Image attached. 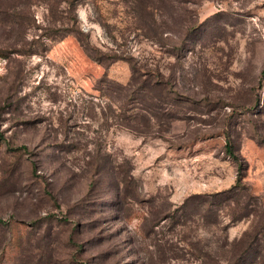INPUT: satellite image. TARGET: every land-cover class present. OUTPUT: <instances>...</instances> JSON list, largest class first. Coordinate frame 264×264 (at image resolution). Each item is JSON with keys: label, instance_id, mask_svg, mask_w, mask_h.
I'll return each mask as SVG.
<instances>
[{"label": "rangeland", "instance_id": "rangeland-1", "mask_svg": "<svg viewBox=\"0 0 264 264\" xmlns=\"http://www.w3.org/2000/svg\"><path fill=\"white\" fill-rule=\"evenodd\" d=\"M132 62L166 88L124 113L95 87ZM263 68L264 0H0V264H204L221 233L178 209L234 187L229 141L264 200Z\"/></svg>", "mask_w": 264, "mask_h": 264}, {"label": "trees", "instance_id": "trees-1", "mask_svg": "<svg viewBox=\"0 0 264 264\" xmlns=\"http://www.w3.org/2000/svg\"><path fill=\"white\" fill-rule=\"evenodd\" d=\"M84 44L86 51L91 57L103 62V57L99 53L92 51L87 43ZM131 66L133 74L128 84H120L105 75L98 80V87H95L96 90L102 91L105 84L106 89L103 92L107 89L116 92L113 86L117 85L118 95L116 97L108 93V91L105 93L110 94L109 96L113 101L117 99L121 103L120 111L123 110L124 113L129 112V109L124 108L126 103L130 100L142 99L144 93L151 90L159 91L160 97L157 98L161 101L162 90L166 88V84L162 81H148V83L146 82L142 85L137 84L140 70H138L137 65L133 62ZM263 79L264 68L262 69L260 80L262 81ZM133 82L137 84V87L133 88ZM141 91H143L142 95H140ZM144 110L152 119L158 118L159 120V118H163V121L167 120V122L172 120V116L170 115L172 113L165 112L162 104L159 105L158 102H149V105ZM121 118L122 120H127V123L118 121L115 123L116 125H122L124 128L135 132L141 131V125H139L135 118L122 115ZM226 150L234 159L238 169L234 187L222 192L189 196L178 210L181 211V216L187 217L188 211L192 210L193 204H197V212L204 226H215L221 233L214 245L213 256L208 249L210 244L205 242L207 238L199 237L201 247H198V256L204 264H210L206 261L207 258L213 259V264H264V200L254 194L250 186L243 180L245 165L242 157L236 153L235 145L231 141L226 144ZM224 217L228 219V222L222 225ZM241 220L248 222L247 228L239 236L230 239L228 234L229 225ZM223 254H227L225 257L226 261L220 260L223 258Z\"/></svg>", "mask_w": 264, "mask_h": 264}]
</instances>
